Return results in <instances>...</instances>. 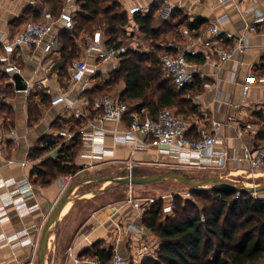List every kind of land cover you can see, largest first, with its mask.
Wrapping results in <instances>:
<instances>
[{"label":"crops","instance_id":"1","mask_svg":"<svg viewBox=\"0 0 264 264\" xmlns=\"http://www.w3.org/2000/svg\"><path fill=\"white\" fill-rule=\"evenodd\" d=\"M156 1L158 0H120V4L124 6L123 10L126 13L129 10L127 16L130 24L127 28H132L134 32L138 30V25L132 19L134 13L130 12V7L137 5L141 13H146L150 5ZM160 1L161 15L167 20L170 18L172 9L176 8L190 21L195 17L205 20L204 26L199 29L190 30L185 25L178 26V40L184 39L182 36L184 30L188 31V40L203 31L211 21H215L224 14L227 20L221 26L226 32L233 35L246 33L248 36L250 48L236 59L218 63L214 58L205 61L201 54L197 55L199 59H202L201 62L196 58L188 57L190 62L198 63L199 72L195 76L194 83L188 86L180 97L185 104L194 109L191 115L179 113L191 124L188 137H195L196 128L200 125L215 132L221 141L215 144L214 150L228 152L226 164L221 169L197 168L183 162L175 152L159 150L153 146L135 148L131 142H113L111 134L124 130L129 118L126 116L121 122L100 121L101 113L94 110L87 95L84 92L79 94L77 88L71 87L68 81V63L66 70L62 68L61 38L58 50L48 57L56 62V67L48 74H44L40 68V62L45 58L41 48L24 46L17 58V65L20 68L18 74L25 85L24 89H16L15 81L12 79L15 73L12 75L4 73L0 64V136L4 137L12 129L15 136L14 140L6 139L1 142L3 149L0 152V200L15 189L17 182L28 180L33 186L30 202L35 203L37 208L30 212L16 214L12 206L5 208L0 206V211L9 214V217L5 214L0 215V264H24L32 259L37 234L40 229L42 230L64 191L74 182L78 184L72 188L70 198L64 204L58 220L51 229L49 238L53 239V249L50 253L48 249L46 250L45 257L48 262L73 264L72 257H80L79 254L82 251L98 240L103 241L106 246H111L113 251H119L125 258L136 252L144 239L159 244L156 235L140 222L146 206L137 201L127 200L126 184L101 179L120 173L126 175L128 162L136 166L135 171L138 174L141 172L140 175H147L144 173L146 169L152 170V174L169 170L188 174L195 169H203L223 179L236 180L239 177L245 178L246 173H249V152L256 146L264 144L257 139V132L261 126L257 113L261 111L264 115V82L259 81L264 77V0H233L237 8L232 7L230 2L222 4L218 0ZM48 6L50 7L43 0H0V54L3 44L10 40L26 21L38 18L42 9ZM259 16L263 18V21L259 24L257 32H247L245 24L255 21ZM98 30L103 32L102 29ZM139 31L138 35L144 34L140 29ZM92 36L84 32L74 36L73 41L78 53L76 58L83 55L80 44ZM103 38L107 40L104 32ZM134 51L140 53L142 50ZM89 61L96 66V73L88 76L85 91L90 90L100 80L109 78L103 76V73L109 72V64ZM252 77L254 81L244 94L243 85ZM109 88L108 85L101 90L106 91L104 96L109 95L120 99L125 89V82L119 80L112 90ZM58 93H63L67 99L73 100L75 106L87 110L89 119L98 128L102 127L104 130L92 136L87 135L85 138L79 136L82 146L75 158L79 169L72 175H58L50 184L44 186L34 182L30 178V172L33 165L40 160L56 157L62 139L38 158L28 157L30 150L39 147L40 140L45 136L58 135L60 130L67 127L71 129L79 127V125L72 127L70 120L78 119L71 116V111L66 109L64 104L51 105V98ZM30 96H33L32 99L38 104L40 110L38 121L32 125L28 123ZM4 106L8 107L10 113L14 115L11 122L10 116L4 115ZM140 109L148 111L145 107ZM212 121L220 123V126L214 129ZM246 123H251L256 133L246 129L244 127ZM59 126H61L60 129ZM8 140H11L9 147ZM96 141L102 143V147L95 145L91 148L90 145L96 144ZM103 149L109 150L112 154H104ZM90 177L95 179L87 180ZM96 182H101L103 185L90 189ZM109 182L113 185L106 186ZM254 184H257L256 180ZM95 190L97 191L94 192ZM259 197L264 199V192ZM130 222L145 228L144 237L126 229V224ZM18 230L22 236L17 233ZM17 234L21 237L16 238ZM69 253L71 256L68 255Z\"/></svg>","mask_w":264,"mask_h":264},{"label":"trees","instance_id":"2","mask_svg":"<svg viewBox=\"0 0 264 264\" xmlns=\"http://www.w3.org/2000/svg\"><path fill=\"white\" fill-rule=\"evenodd\" d=\"M43 1L50 5L51 11L55 14L62 9L63 0ZM77 4L79 8L73 14V29L63 31L60 37L63 69L66 68L67 63L69 65L78 57L77 46L73 41L78 33L93 35L96 30L102 29L107 36L106 43L118 46L123 44L119 38V29L128 22L127 13L118 10L121 6L119 0H77ZM153 17L152 7L146 13L135 12L132 15L139 29L155 43L152 44V49L147 53L128 49L108 79L100 80L90 90L84 91L90 102L106 94L101 91L104 87L108 85L111 87L119 80H123L125 89L120 99L129 105L130 110L145 107L152 115H155L160 107L173 108L177 113L194 112L193 107H189L180 98L194 80L187 87L177 88L171 80L163 76L159 56L166 48L165 43L156 44L158 31L152 24ZM175 19L178 21L173 25L176 35L168 41L179 39L180 25L192 30L203 27L205 23L200 17L190 21L177 8L172 9L168 21L174 22ZM194 58L199 62L202 61L198 56L189 59ZM137 100L138 103L133 102ZM4 111L6 113L4 115L11 112L6 106ZM28 113L30 125L38 121L40 110L34 100L29 102ZM257 115L261 122L257 139L264 143V115L261 111ZM11 120L10 117L9 121ZM70 121L72 127L82 123L81 120ZM60 139L59 135L43 137L40 146L32 148L28 157H40L59 143ZM9 145L11 140L7 142L8 147ZM81 146L82 140L79 136H75L67 144L62 143L56 157L45 158L33 165L30 178L45 186L58 175L74 174L79 169L75 158ZM236 193L237 191L229 188H208L190 189L194 199L173 194L174 208L169 216L164 215L166 204L164 198L154 200L145 207L140 222L158 238L157 254L155 257L142 258L138 264H260L264 262V199L255 198L247 192H239V196L236 197ZM79 255L96 258L101 264H108L113 249L98 240Z\"/></svg>","mask_w":264,"mask_h":264},{"label":"built area","instance_id":"3","mask_svg":"<svg viewBox=\"0 0 264 264\" xmlns=\"http://www.w3.org/2000/svg\"><path fill=\"white\" fill-rule=\"evenodd\" d=\"M218 2L222 4L230 2L232 7L237 8V4L233 0H218ZM78 8L77 0H63L62 9L57 14L53 13L48 6L42 9L36 20L26 21L21 29L2 46L3 50L0 54L2 71L8 75L20 72L17 58L20 50L26 46L41 48L45 55V58L40 62L41 71L44 74L51 72L56 67V62L48 57L58 50L61 33L73 29V14ZM140 10L138 6L130 8L132 14ZM226 20V14L221 15L215 21L207 24L203 31L188 40V31L184 30L183 40L167 41L164 44L166 50L159 56L163 76L171 80L177 88L187 87L199 72L198 63L190 62L188 57L201 54L205 61L214 58L219 63L236 59L237 56L247 51L251 46L247 34L233 35L226 32L221 26ZM262 21L263 18L259 16L255 21L246 23L245 30L247 32H257ZM80 45L83 55L74 58L68 65V81L72 88L78 89L79 94L85 91L88 76L96 73V66L91 64L89 60L109 64V72L103 73V76L108 78L109 73L118 67L120 60L128 51L127 46L124 44L118 46L107 44L101 30L95 32L90 39L85 40ZM135 49L141 51L139 48ZM9 78L11 80L10 76ZM253 81L254 78L252 77L243 85L244 94ZM259 81L264 82V77L260 78ZM50 103L51 105L64 104L65 108L71 111L72 117L82 121L76 129L67 127L58 132L62 139L59 145L71 142L75 136L85 138L87 135L92 136V134L95 135L104 130L102 127L101 129L98 128L89 119L87 110L75 106L74 101L67 99L63 93L53 96ZM92 106L94 110L101 113L100 121L121 122L126 116L129 118L128 125L124 130L111 134L113 142H131L135 148L153 146L159 150L175 152L183 162L197 168L221 169L226 164L228 152L226 150L219 152L214 150L215 144L220 142L221 138L204 125L197 126L196 136L189 138L190 122L173 108L160 107L155 115H152L145 109L130 110L125 101L109 95L95 98L92 101ZM228 119H231V117H228ZM212 126L215 129L220 126V123L212 121ZM244 127L256 133V129L251 123L244 124ZM6 139H15L13 129L4 137L0 136V152L3 149L1 142ZM95 145L102 147V143L99 141L90 146L92 148ZM102 152L107 155L112 154L109 150L103 149ZM248 161L250 175L264 169V144L256 146L249 152ZM131 167L132 163L128 162L126 166L127 174L130 173ZM130 185L128 184L127 200L129 202L137 201L138 199L132 194V186ZM32 192V184L28 180H21L16 183L14 190L1 198L0 206L1 208L12 206L16 214L30 212L37 208L35 203L30 202V198L33 196ZM189 195L190 191L181 196L189 197ZM251 195L260 198L258 193H251ZM238 196L239 192L237 191L236 197ZM158 198L167 199L164 215H171L174 208L171 196L150 198L149 201L152 203ZM4 214L5 212L1 210L0 215L4 216ZM8 215V213L5 214L9 217ZM126 229L135 235L144 237L145 228L143 226L130 222L126 224ZM18 234L16 238L22 236ZM19 240L21 241V238ZM157 247L158 244L144 239L139 249L130 256L131 259H126L119 251L115 250L108 264H124L126 260H129L128 264L131 262L138 264L144 257H155ZM68 255L71 256V253ZM72 261L73 264H101L96 258L90 257L74 256ZM24 264H34V261L31 259Z\"/></svg>","mask_w":264,"mask_h":264},{"label":"rangeland","instance_id":"4","mask_svg":"<svg viewBox=\"0 0 264 264\" xmlns=\"http://www.w3.org/2000/svg\"><path fill=\"white\" fill-rule=\"evenodd\" d=\"M120 1V0H119ZM127 1V0H126ZM137 6V5H135ZM150 7H152L153 12H154V17H153V26L157 29L158 31V37H157V41L156 44H164L168 41V39H170L171 37L175 36V31L176 29L173 28V25L177 23L176 21H168L167 19H165L162 15H161V8H162V4L161 1L158 0L156 2H153V4L150 5ZM149 7V8H150ZM124 8V6L121 4V6L119 7V11H122ZM131 8V7H130ZM129 11V10H128ZM127 11V14H128ZM141 12V11H140ZM130 24V19L128 18V22L125 23L120 29H119V38L122 40L123 44L125 46H127L128 49L131 50H135V48H139L140 50H142L140 53H147L152 49V38L149 36H144V34H139V26H138V30H136L135 32L127 27H129ZM137 28V27H135ZM139 31V32H138ZM138 36V37H136ZM139 53V52H138ZM2 81V80H1ZM3 82V81H2ZM115 87V85L110 87V90H112ZM106 93V91H105ZM10 94V93H9ZM12 95V94H10ZM31 98L33 96H30ZM30 100L34 99H29L28 101V105ZM188 115H191L190 113H188ZM8 116H10L12 118V116L14 117L13 113H9ZM30 117V115H29ZM144 173H146L147 175H151L153 173L152 170H144ZM254 175H250L251 172L246 173V177L245 178H238L236 180H229L226 179L228 181H233L236 182L240 185H247V186H251L254 185V181L256 180L257 184L263 183L264 182V169L263 170H258L256 172H254ZM137 175H140L141 172ZM184 174V173H181ZM187 177L190 178H195V179H206L210 176H217L213 173H211L210 171H205L203 169H195L193 172L188 173V174H184ZM255 178V179H253ZM103 184H101V182H96L94 184L91 185L90 189H96L101 187ZM110 186L113 185V183H107L106 186ZM132 186V194L133 196L136 197L137 202H140L142 204H144L145 206H148L149 204H151V202L149 201L150 198H156V197H160V196H172L173 194H177V195H183L184 193L190 191V187L182 184L180 182H178L177 180L174 179H167V180H162V181H157V182H152L150 184H143V185H131ZM210 187L206 186L204 188H200V189H208ZM125 194H126V198L128 196V185H126V189H125ZM92 191V190H91ZM263 194V192L258 193V195ZM188 198V197H187ZM189 198H193V196H191V194L189 195ZM165 202L167 203V199H164ZM166 205V204H165ZM41 233V229L39 231V234H37V238L35 240L34 246L35 248L33 249L32 252V259L34 261V264L37 263V258H36V252H37V245H38V240H39V236ZM48 252H52L53 249V239L50 237L48 239ZM126 259H131V257H126ZM129 260H126L124 262V264H128ZM45 264H53L48 262L47 258L45 260ZM131 264V263H129Z\"/></svg>","mask_w":264,"mask_h":264},{"label":"water","instance_id":"5","mask_svg":"<svg viewBox=\"0 0 264 264\" xmlns=\"http://www.w3.org/2000/svg\"><path fill=\"white\" fill-rule=\"evenodd\" d=\"M12 79L15 81L16 89H24L25 85L22 83L21 78L18 73H15L12 76ZM136 166H132L130 168V173L126 175H122L121 173L116 176H108L103 177L104 181H110L117 184H150L152 182L167 180V179H174L178 182L185 184L190 187V189H200L204 188L206 186L210 188H229L238 192H247V193H261L264 192V182L260 184H254L251 186L247 185H240L233 181H228L226 179H223L219 176H210L206 179H195L187 177L184 174L178 173L173 170L166 171L164 173L160 174H151V175H137L136 174ZM95 177H90L87 180H93ZM86 180V181H87ZM84 182L85 180H81ZM78 182H74L71 184L62 194L60 199L58 200L56 206L48 216L42 230L39 236L38 245H37V252H36V258L37 263L36 264H45L46 260V250H47V244L48 239L51 233V229L53 225L58 220V217L60 215V212L64 206V204L67 202V200L70 198V192L72 188L77 185ZM95 190L94 192H96ZM260 264H264V262H261Z\"/></svg>","mask_w":264,"mask_h":264},{"label":"bare ground","instance_id":"6","mask_svg":"<svg viewBox=\"0 0 264 264\" xmlns=\"http://www.w3.org/2000/svg\"><path fill=\"white\" fill-rule=\"evenodd\" d=\"M131 186V185H130Z\"/></svg>","mask_w":264,"mask_h":264}]
</instances>
